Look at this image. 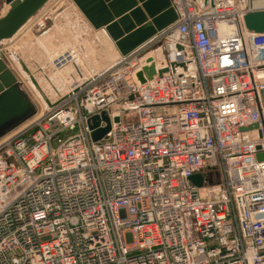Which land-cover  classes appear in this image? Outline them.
<instances>
[{
  "label": "built area",
  "instance_id": "obj_1",
  "mask_svg": "<svg viewBox=\"0 0 264 264\" xmlns=\"http://www.w3.org/2000/svg\"><path fill=\"white\" fill-rule=\"evenodd\" d=\"M258 3L172 0L173 25L104 70L75 65L52 108L9 68L35 114L0 138V264H264V34L243 26ZM150 60L170 71L141 84Z\"/></svg>",
  "mask_w": 264,
  "mask_h": 264
},
{
  "label": "water",
  "instance_id": "obj_2",
  "mask_svg": "<svg viewBox=\"0 0 264 264\" xmlns=\"http://www.w3.org/2000/svg\"><path fill=\"white\" fill-rule=\"evenodd\" d=\"M53 0H0L7 8L5 15L0 17V44L14 39L28 23L36 17ZM242 2L244 0H241ZM261 2L264 0H253ZM86 20L95 31H102L115 45L121 57H127L140 46L164 32L178 20V15L172 5V0H73ZM205 5L209 0H204ZM141 4V7H138ZM213 6V2L210 3ZM243 26L249 34H264V9L249 12L243 17ZM17 57L22 71L48 108H52L34 74L24 61ZM177 67L187 70L185 65H172L171 71ZM170 69L157 71L153 60L138 73L137 79L146 84L156 75L162 76ZM134 97L130 98L132 101ZM35 114L31 100L21 90L18 79L8 65L0 60V138L9 127L15 128L29 120ZM97 118H94V121ZM115 123L120 119L116 118ZM105 129L93 134L94 141H100L110 131V120L104 117ZM98 127L97 123L91 130ZM256 127V126H255ZM6 131V132H5ZM10 131V130H9ZM258 160H264V154L258 155ZM195 187L203 186L202 175H195L189 180Z\"/></svg>",
  "mask_w": 264,
  "mask_h": 264
},
{
  "label": "rangeland",
  "instance_id": "obj_3",
  "mask_svg": "<svg viewBox=\"0 0 264 264\" xmlns=\"http://www.w3.org/2000/svg\"><path fill=\"white\" fill-rule=\"evenodd\" d=\"M2 4L0 3V9ZM47 7L49 15H51L47 31L35 33L30 30L31 26H26L14 39L0 45V49L6 51L9 56L7 58L9 68L16 71V75L21 78L20 82L24 84V91H30L32 96L28 94L32 99H41V97L30 82L29 77L22 71L16 56L20 57L35 75L43 92L51 97L56 95V90L61 94L67 93L68 88L65 85L68 82L69 73L74 72L75 65L88 71H101L117 64L121 58L116 47L104 32L96 33L91 26L84 25L77 18V11L68 8L66 0H54ZM5 13L3 14L1 9L0 17ZM164 47L162 44L158 48H162V56L166 58ZM66 49H76L80 56L79 60L65 69L60 76L52 71L50 62ZM41 68L42 70H40ZM46 77L51 79L50 83ZM10 128L6 131L12 130Z\"/></svg>",
  "mask_w": 264,
  "mask_h": 264
},
{
  "label": "crops",
  "instance_id": "obj_4",
  "mask_svg": "<svg viewBox=\"0 0 264 264\" xmlns=\"http://www.w3.org/2000/svg\"><path fill=\"white\" fill-rule=\"evenodd\" d=\"M54 1V0H53ZM52 1V2H53ZM52 2H50L49 3V5L52 3ZM259 3H261L262 4V6H263V8H264V1H261V2H259ZM66 5H68V8L69 9H75V11H77V18H79V20H81L82 22H83V24L84 25H87V26H91L90 25V23L86 20V18L84 17V15L82 14V12L80 11V9L76 6V4L73 2V0H66ZM138 7H141V4H139V6ZM1 9H2V13L4 14L5 12H7V10H8V8L4 5V4H2V7H1ZM0 9V10H1ZM48 9V8H47ZM92 27V26H91ZM93 29V28H92ZM93 31L94 32H101V31H95L94 29H93Z\"/></svg>",
  "mask_w": 264,
  "mask_h": 264
},
{
  "label": "bare ground",
  "instance_id": "obj_5",
  "mask_svg": "<svg viewBox=\"0 0 264 264\" xmlns=\"http://www.w3.org/2000/svg\"><path fill=\"white\" fill-rule=\"evenodd\" d=\"M259 4V3H258ZM261 8H263L262 4H259ZM264 5V4H263ZM264 9V8H263ZM56 26V25H55ZM219 30L221 33V36L230 37L234 34V28L228 24H220ZM115 46V45H114ZM39 48V47H38ZM118 51V50H117ZM52 78V77H51ZM61 78V77H60ZM65 79V78H64ZM47 97V96H46Z\"/></svg>",
  "mask_w": 264,
  "mask_h": 264
}]
</instances>
